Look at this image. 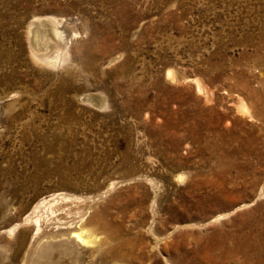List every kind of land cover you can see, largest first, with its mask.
<instances>
[{"label":"rangeland","instance_id":"obj_1","mask_svg":"<svg viewBox=\"0 0 264 264\" xmlns=\"http://www.w3.org/2000/svg\"><path fill=\"white\" fill-rule=\"evenodd\" d=\"M261 8L0 0V264H264Z\"/></svg>","mask_w":264,"mask_h":264},{"label":"bare ground","instance_id":"obj_2","mask_svg":"<svg viewBox=\"0 0 264 264\" xmlns=\"http://www.w3.org/2000/svg\"><path fill=\"white\" fill-rule=\"evenodd\" d=\"M260 1V3H263V8H261V9H264V0H259ZM262 7V6H261ZM260 9V10H261ZM259 10V9H258ZM258 10H257V12H258ZM262 12V11H261ZM260 12V13H261ZM254 13V12H253ZM37 22V23H36ZM55 24V22L54 21H49V23L47 24L46 22H43V21H35V22H33V24L31 25L32 27H34L35 29L33 30L32 29V27H31V29H32V33H33V31H34V33L32 34V37H33V42H35V45L36 46H38V44H37V42H36V40H37V38H39V34H40V32L39 31H37V27H39V28H41L42 27V32L43 33H41L43 36H46L47 35V32H46V28H47V26H52V25H54ZM37 26V27H36ZM38 28V29H39ZM29 29V28H28ZM44 29H46V30H44ZM261 29H262V27H261ZM263 30V29H262ZM48 31V30H47ZM45 32V33H44ZM54 32H56V34H57V30L56 31H54ZM49 33V32H48ZM50 34V33H49ZM52 35V34H51ZM58 35H59V33H58ZM49 38H50V36H49ZM55 41V40H54ZM31 42H32V40H31ZM43 43V42H42ZM41 43V44H42ZM51 43V42H50ZM45 47H46V45H45ZM33 54V57H34V59L36 58L38 61L37 62H39V60L40 61H42V62H45L46 60L45 59H43V56L41 57V56H39V54L37 55V53L35 52V53H32ZM44 54V53H43ZM44 58H46V57H44ZM51 58V57H50ZM43 60H45V61H43ZM47 60H48V58H47ZM36 61V60H35ZM49 61V60H48ZM42 62H40V63H42ZM55 62V61H54ZM48 63V62H47ZM50 63H52V62H50ZM49 63V65H51ZM56 63V62H55ZM45 64H46V62H45ZM52 65H53V63H52ZM54 66V65H53ZM168 77L169 78H172V73L171 72H169L168 73ZM200 83V82H199ZM197 84L196 86L199 88V90L201 89V84ZM198 90V91H199ZM202 90V89H201ZM204 91V88H203V90H202V92ZM245 108V107H244ZM247 112V111H246ZM53 201V200H52ZM56 201V200H55ZM89 233V232H88ZM88 233H87V231H85L83 228H79L78 230H74L73 232H72V235H73V238H75L76 240H77V242H79V243H81L82 245H87V244H92L93 242H92V240H91V237L88 235ZM98 239V238H97Z\"/></svg>","mask_w":264,"mask_h":264}]
</instances>
